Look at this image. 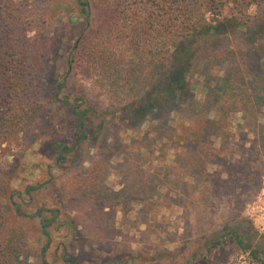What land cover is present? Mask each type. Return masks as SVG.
Instances as JSON below:
<instances>
[{
  "label": "trees",
  "instance_id": "16d2710c",
  "mask_svg": "<svg viewBox=\"0 0 264 264\" xmlns=\"http://www.w3.org/2000/svg\"><path fill=\"white\" fill-rule=\"evenodd\" d=\"M75 2L85 31L75 39L73 52L66 58V74H87L103 92V108L95 107L88 95L73 100L60 96L66 74L50 64L54 44L46 32L45 19L38 13L31 17L36 31L29 35V21L22 16L28 3L0 0V154L14 145L18 147L14 160L28 155L44 128L42 117L47 118L53 106L69 111L66 121L73 137L68 141L53 133L49 123L46 132L51 135L45 143L54 165L43 168L48 179L39 178L21 190L0 163V264H28L34 249L25 225L27 219L35 218L39 234L45 238L37 259L39 264H52L46 259L51 242L47 227L57 215L64 214V204L50 207L35 195L54 176V168L79 164L81 181L77 186L86 190L84 182L89 180L94 185L91 192H97L114 209L132 200L129 193L148 202L163 182L154 177L160 168L167 171L165 180L171 172L168 167L172 170L186 164L194 175L205 171L207 163L219 164L205 157L219 159L223 149L215 146L217 137L229 140L238 135L224 128L238 112H242L244 126L264 145V121L258 120L264 116V0ZM250 8L254 13H248ZM231 9L234 12L226 16ZM194 76L204 89L202 99L191 89ZM144 124L146 129L140 131ZM110 125L114 133L104 138ZM125 130L136 134L130 143H123L120 132ZM105 139H116L121 146L122 159L115 164L125 182L124 194L101 190L108 169L114 168L115 153L94 159L89 151L99 149ZM139 143L150 153L172 149L174 159L166 166L159 161V169L151 171L150 161L138 152ZM247 151V156L252 153ZM245 161L246 157L233 163L237 168L243 163L250 168L253 158ZM23 194L36 204L34 212L24 210L17 200ZM45 211L51 217H43ZM210 232L205 246L223 244L225 236L231 235L253 259L264 264L262 247H253L258 232L251 223L231 221L216 225ZM62 260L76 262L75 256L67 254Z\"/></svg>",
  "mask_w": 264,
  "mask_h": 264
},
{
  "label": "rangeland",
  "instance_id": "374dc122",
  "mask_svg": "<svg viewBox=\"0 0 264 264\" xmlns=\"http://www.w3.org/2000/svg\"><path fill=\"white\" fill-rule=\"evenodd\" d=\"M18 1L28 3L22 16L29 21V35H34L36 31L35 19L31 17H37L38 13L45 19L46 32L54 44L49 57L50 64L55 71L65 75L66 58L73 52L75 39L85 31V21L79 16L75 0ZM232 12L233 9L229 10L226 16ZM248 13H254V8H250ZM86 75L79 72L69 76L66 74L60 96L67 95L73 100L78 95H88L94 100L95 107H105L103 92H99L100 87H95L91 78ZM191 89L198 99L203 98L204 89L197 76L191 79ZM83 107L84 104L80 108ZM212 115L213 112L210 113L211 117ZM69 117L68 110L53 106L47 118L42 117L41 124H44V128L37 134L36 147L28 151V155L14 160L15 151L18 150L14 145L13 149L0 154V163L9 171L11 182L17 189L21 190L26 184L34 183L39 178L48 179L43 168L46 164L54 163L45 143L51 133L46 131L50 123L53 133L62 134L64 139L71 140L72 133L66 121ZM258 120L264 121V116H260ZM227 121L224 128L231 134L238 135L229 138L232 142L217 137L215 146L223 149L219 159L205 157L208 161L219 164L207 163L205 171L201 170L194 175H191V169L186 164L182 168L173 167L172 170L168 167L171 172L165 180L164 174L167 171L160 168L154 177L163 182L156 187L148 202L139 201L134 198L133 193H129L132 200L122 205L117 200L120 207L115 206L113 209L98 197L97 192H91L94 185L89 180L84 182L89 190L77 186L81 181L79 164L69 168H54V176L35 195L39 202L50 207L58 206L61 202L65 209L64 214L57 215L47 227L51 237L46 252L47 261L66 264L62 257L67 254L75 256V264H261L240 247L231 235L225 236L223 244L211 247L204 244L208 233L216 225L245 220L258 232L253 247L260 245V249L264 251V145L258 143L255 135L244 126L242 112L236 113ZM114 129L113 125L107 127L104 138L113 135ZM144 129L146 124L140 131ZM120 135L123 143H130V137L136 136L131 130L120 132ZM138 147L142 157L150 161L151 171L159 169L156 168L159 167L156 166L159 161H164L162 166H166L174 159L172 149L150 153L145 144L141 143ZM119 148L121 146H117L116 139H105L99 143V149L89 151L94 159L103 158L108 152L115 153L112 160L114 168L108 169L105 184L101 187L105 194L113 191L126 193L123 191L125 182L115 164L122 159ZM247 150L252 152L248 156ZM245 157L246 161L249 157L253 158L250 168L245 163L237 168L233 162ZM87 165L86 161L84 166ZM81 191L83 192L80 193ZM148 196L151 197L149 194ZM17 200L22 202L24 210L30 213L35 211L36 204L33 206L25 194ZM42 215L51 217L47 211ZM37 222L38 218L27 219L25 225L34 249L28 264L40 263L37 254L45 243V238L39 234Z\"/></svg>",
  "mask_w": 264,
  "mask_h": 264
}]
</instances>
